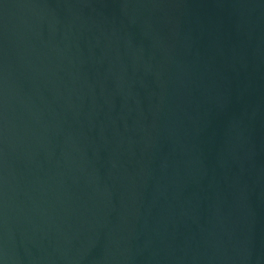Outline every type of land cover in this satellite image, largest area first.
I'll return each mask as SVG.
<instances>
[{"label": "water", "instance_id": "water-1", "mask_svg": "<svg viewBox=\"0 0 264 264\" xmlns=\"http://www.w3.org/2000/svg\"><path fill=\"white\" fill-rule=\"evenodd\" d=\"M0 264H264V0H0Z\"/></svg>", "mask_w": 264, "mask_h": 264}]
</instances>
